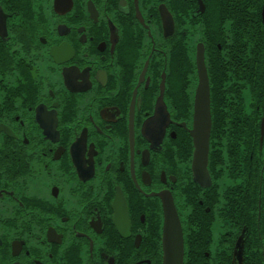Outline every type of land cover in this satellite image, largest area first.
Instances as JSON below:
<instances>
[{
    "label": "flooded vegetation",
    "instance_id": "1",
    "mask_svg": "<svg viewBox=\"0 0 264 264\" xmlns=\"http://www.w3.org/2000/svg\"><path fill=\"white\" fill-rule=\"evenodd\" d=\"M17 1L0 0V264H164L165 202L184 264L205 225L202 264H234L253 204L230 0Z\"/></svg>",
    "mask_w": 264,
    "mask_h": 264
},
{
    "label": "trees",
    "instance_id": "2",
    "mask_svg": "<svg viewBox=\"0 0 264 264\" xmlns=\"http://www.w3.org/2000/svg\"><path fill=\"white\" fill-rule=\"evenodd\" d=\"M6 0L11 10L25 9V2ZM230 20L233 30L230 31V82L237 88V98L226 97V104L237 102V117L234 121V134L239 133L237 126L245 123L244 147L236 143V156L244 159L245 195L247 204H253V214L249 208L243 217L244 222L233 225L236 232L244 229L246 241L244 246L243 264H264V135L261 140V124L264 119V16L262 9L264 0H230ZM232 32V34H231ZM0 39V67L4 68L6 54ZM247 91L243 95L244 91ZM246 99V101H245ZM246 108V111H243ZM232 139V137H231ZM239 141L240 137H236ZM261 146V147H260ZM261 148H263L261 150ZM238 187L235 188L237 191ZM258 194L260 200V209ZM234 196H237L234 195ZM223 215V214H222ZM242 231V230H241ZM258 236V237H257ZM209 232L207 226H201L197 234L190 232L189 264H202V249L208 244ZM221 253L225 250L222 248ZM231 250L223 256H216L212 264H232Z\"/></svg>",
    "mask_w": 264,
    "mask_h": 264
},
{
    "label": "water",
    "instance_id": "3",
    "mask_svg": "<svg viewBox=\"0 0 264 264\" xmlns=\"http://www.w3.org/2000/svg\"><path fill=\"white\" fill-rule=\"evenodd\" d=\"M3 10L0 7V18L2 17ZM264 16V9H263ZM4 29L0 26V36L4 35L5 23L2 24ZM264 135V119L261 125V140ZM165 207V227H164V264H184V238L183 232L175 213L174 205L164 203ZM175 220L177 222H175ZM244 237L245 231L237 241L233 254L234 264H243L244 253Z\"/></svg>",
    "mask_w": 264,
    "mask_h": 264
},
{
    "label": "rangeland",
    "instance_id": "4",
    "mask_svg": "<svg viewBox=\"0 0 264 264\" xmlns=\"http://www.w3.org/2000/svg\"><path fill=\"white\" fill-rule=\"evenodd\" d=\"M29 189L33 194L37 196L46 197L48 195V191L46 188V179L42 177L32 181ZM217 228L219 230V220L218 219L216 220L214 224V231L217 230Z\"/></svg>",
    "mask_w": 264,
    "mask_h": 264
},
{
    "label": "bare ground",
    "instance_id": "5",
    "mask_svg": "<svg viewBox=\"0 0 264 264\" xmlns=\"http://www.w3.org/2000/svg\"><path fill=\"white\" fill-rule=\"evenodd\" d=\"M15 2V0H12V2L11 3H14Z\"/></svg>",
    "mask_w": 264,
    "mask_h": 264
}]
</instances>
